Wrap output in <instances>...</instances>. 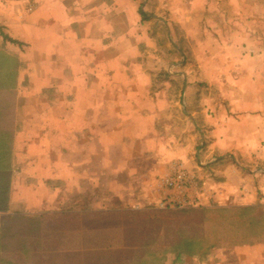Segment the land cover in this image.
<instances>
[{
  "label": "crops",
  "instance_id": "1",
  "mask_svg": "<svg viewBox=\"0 0 264 264\" xmlns=\"http://www.w3.org/2000/svg\"><path fill=\"white\" fill-rule=\"evenodd\" d=\"M202 2L0 0V30L29 43L33 59L24 96L35 101L20 111L33 130L16 140L24 169L46 184L60 168L104 175L106 162L130 174L140 154L146 195L160 199L155 177L180 159L202 208L264 207V66L233 35L204 39Z\"/></svg>",
  "mask_w": 264,
  "mask_h": 264
},
{
  "label": "rangeland",
  "instance_id": "2",
  "mask_svg": "<svg viewBox=\"0 0 264 264\" xmlns=\"http://www.w3.org/2000/svg\"><path fill=\"white\" fill-rule=\"evenodd\" d=\"M204 1L200 3L205 10L202 25L209 31L204 39L225 43L233 35L232 40L248 46L245 52L258 57V66L262 68L264 0ZM29 4L35 7V2L27 1L24 10ZM33 8L25 13H31ZM240 34L243 38L238 39ZM28 49L29 43L0 30V149L3 151L0 181L3 183L7 180L6 165H10L9 201L6 210L0 209V255L5 256V264H12L20 243L25 246L23 264L32 253L36 256L34 264L40 260L43 264H119L143 239L166 249L165 264H264V220L255 225L243 223L240 210L227 212L222 218L213 211L217 207H161L160 199H152L144 189L151 181L147 169L149 156L135 157L131 164L135 169L130 174L113 167L116 162H106L104 175H99L101 168L93 166L88 176L85 173L82 176L79 171L73 177L60 168L59 175L63 177L53 178L47 184L41 177L31 176L24 169L28 162L16 143L19 132L28 134L33 130L22 129L27 121L21 122L24 115L20 112L35 101L33 96L30 99L24 96V88L27 92L33 85L30 76L33 59ZM193 69L197 73L195 66ZM263 82L264 78L259 81L260 87L264 86ZM199 86L208 87L203 81ZM158 179L155 177L156 185ZM44 185L51 192L44 196L45 200L34 204V195ZM12 232L15 237L11 236ZM193 232L203 239L202 255L181 254V235ZM258 236L262 240L257 241ZM259 244L263 253L257 255L258 251L252 249ZM38 257L46 258L47 262Z\"/></svg>",
  "mask_w": 264,
  "mask_h": 264
},
{
  "label": "trees",
  "instance_id": "3",
  "mask_svg": "<svg viewBox=\"0 0 264 264\" xmlns=\"http://www.w3.org/2000/svg\"><path fill=\"white\" fill-rule=\"evenodd\" d=\"M6 38V36L4 35ZM10 41H15V40H10ZM1 154H3V151L0 149V164L1 162ZM5 154V153H4ZM7 156H9V153L6 152ZM2 168L3 165H2ZM7 171H6V176L7 180L6 182H1L0 181V209L6 210L7 209V202L8 200V185H9V171H10V165H6ZM2 173V172H1ZM234 210H240V213L242 212L243 215V223L248 222V224H259L260 220H264V207H259V206H245V207H221L214 209V212H217L220 214V216L223 218L227 212L234 211ZM212 210H208V212H211ZM218 214V216H219ZM223 214V215H221ZM217 216V217H218ZM15 232V231H14ZM12 232L11 236L15 237V233ZM197 234L200 236V232H197ZM262 240L260 236H258L257 241ZM203 241L202 238L198 237L196 235V232L193 233H183L181 235V254H187L191 256L195 255H202L203 251V244H201ZM25 243V242H24ZM147 239H143L140 241L139 245L132 251L131 254L126 257L119 263V264H165V252L166 249L163 247H156L154 245L148 244ZM23 244L20 243L19 246H16V258H13L14 260L11 262L12 264H23L24 263V257L25 254L22 253L24 252V247L22 246ZM28 246H30L27 243ZM152 246V247H149ZM176 249V248H173ZM167 253V252H166ZM45 256L46 254H42ZM28 256V255H27ZM32 257H29L28 260L25 262L26 264H34V259H36L35 254H31ZM40 259H45L47 262L46 258L43 257H38ZM0 264H5V256L0 255ZM37 264H43V262L40 260L38 261Z\"/></svg>",
  "mask_w": 264,
  "mask_h": 264
},
{
  "label": "built area",
  "instance_id": "4",
  "mask_svg": "<svg viewBox=\"0 0 264 264\" xmlns=\"http://www.w3.org/2000/svg\"><path fill=\"white\" fill-rule=\"evenodd\" d=\"M32 5L26 11L32 10ZM157 186L161 192L159 205L165 208L202 207L197 194L199 186L194 175L187 170L180 159L167 164L166 172L158 179Z\"/></svg>",
  "mask_w": 264,
  "mask_h": 264
}]
</instances>
